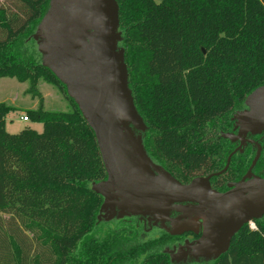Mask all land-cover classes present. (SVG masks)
Segmentation results:
<instances>
[{
	"label": "trees",
	"instance_id": "obj_1",
	"mask_svg": "<svg viewBox=\"0 0 264 264\" xmlns=\"http://www.w3.org/2000/svg\"><path fill=\"white\" fill-rule=\"evenodd\" d=\"M15 1L0 2V77L29 83L40 105L27 116L44 128L8 132L16 107L0 101V212L10 215L6 227L0 217V264H171L176 236L132 216L99 219L92 184L107 172L95 131L73 98L72 110H49L38 87L63 83L34 38L51 0ZM117 1L148 154L183 182L223 169L232 113L264 85V0ZM255 222L212 264H264V215Z\"/></svg>",
	"mask_w": 264,
	"mask_h": 264
},
{
	"label": "water",
	"instance_id": "obj_2",
	"mask_svg": "<svg viewBox=\"0 0 264 264\" xmlns=\"http://www.w3.org/2000/svg\"><path fill=\"white\" fill-rule=\"evenodd\" d=\"M119 24L117 0H51L34 34L37 40L45 37L40 46L44 64L66 84L95 131L107 172L106 179L92 184L104 197L98 217L135 214L165 221L168 215L163 213L173 204L196 202L208 211L198 246L205 256L218 257L243 225L264 214V179L220 192L211 187L210 176L183 183L150 157L142 133L136 132L147 125L129 87ZM246 103L251 111L244 122L259 131L264 128V85L253 90ZM194 208L185 210L193 214Z\"/></svg>",
	"mask_w": 264,
	"mask_h": 264
},
{
	"label": "flooded vegetation",
	"instance_id": "obj_3",
	"mask_svg": "<svg viewBox=\"0 0 264 264\" xmlns=\"http://www.w3.org/2000/svg\"><path fill=\"white\" fill-rule=\"evenodd\" d=\"M250 111L251 107L245 102L242 108L232 113V126L224 134L226 137H229V141L233 145L227 157L226 165L223 169L204 175L210 176L211 187L217 191H230L242 182L264 179V128L259 131H253L244 122L245 116ZM234 155L237 156V160L232 164V157ZM178 204L185 205V207H187V204H190L196 208V212L193 215L183 212L173 213L175 217H179L178 221L180 223H175L177 226L170 220L162 221L161 219H157L156 216L131 215L137 222L142 223L147 230L152 231L154 228H158V231L166 230L168 233L176 236V239L167 247L168 252L176 248L191 250L190 244L199 241L206 229L205 222L197 219L202 217L205 220L208 212L206 209L192 201L178 202Z\"/></svg>",
	"mask_w": 264,
	"mask_h": 264
},
{
	"label": "rangeland",
	"instance_id": "obj_4",
	"mask_svg": "<svg viewBox=\"0 0 264 264\" xmlns=\"http://www.w3.org/2000/svg\"><path fill=\"white\" fill-rule=\"evenodd\" d=\"M0 2H3L10 9L17 8L16 5L17 2L15 0H0ZM118 30L121 32V36H122L121 24H119ZM38 41L41 46V44L45 42V37L43 36L39 37ZM121 41H119L118 44L119 47L123 48L122 44H120ZM43 58H44V53H43ZM38 87L43 95V104L46 109L69 111L74 108L75 102L72 99V97L69 95L67 86L64 85L63 83L60 82L52 83L44 79H40L38 82ZM28 88H29L28 82H21L16 77H10V76L0 77V101H5L8 104L16 107V109L11 110L6 117V129L10 133H18L24 127L27 126H32L39 132L43 131L44 128L43 123L32 122L31 119L25 121L22 118L25 114H27L26 112L27 109L37 108L40 105V98L37 96L35 97L30 92H28ZM146 130L147 128L144 131L137 130L136 132L137 134L141 132L144 137V132H146ZM149 135L150 138L152 135L151 134ZM159 164L161 165V162ZM186 206H191V205L187 204ZM185 208H186L185 205L173 204L171 209L167 213L164 212L163 215L164 216L168 215V218L166 220H170L174 223V225H176L179 224L180 221H178L179 217L177 216L175 217L173 213L183 212V213H188V215H193L187 212ZM193 210L195 211L196 208ZM0 217L2 218V222L4 223L5 227L8 226L10 215L7 213L0 212ZM197 219L204 221L206 225L208 221V215H206L205 220L202 217L201 218L199 217ZM158 230H159L158 228L156 229L154 228L151 233L155 235V233L159 232ZM202 238L199 241H196V243L190 244L189 247L191 248V250L190 249L183 250L181 248H176L173 251L169 250L172 259L171 264H194V263L212 264L216 258L214 257V254L205 256L201 252L203 251L202 247L198 246L199 244H201Z\"/></svg>",
	"mask_w": 264,
	"mask_h": 264
},
{
	"label": "built area",
	"instance_id": "obj_5",
	"mask_svg": "<svg viewBox=\"0 0 264 264\" xmlns=\"http://www.w3.org/2000/svg\"><path fill=\"white\" fill-rule=\"evenodd\" d=\"M22 118H23V120H25V121H26V120H29L27 114H25ZM247 223L249 224L250 228H252V229H258V226H257L255 220H252V219H251V220H249Z\"/></svg>",
	"mask_w": 264,
	"mask_h": 264
}]
</instances>
